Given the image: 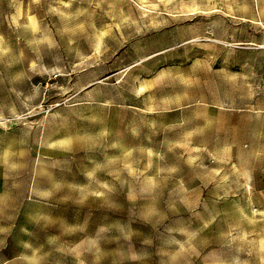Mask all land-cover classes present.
Here are the masks:
<instances>
[{
  "label": "rangeland",
  "instance_id": "1",
  "mask_svg": "<svg viewBox=\"0 0 264 264\" xmlns=\"http://www.w3.org/2000/svg\"><path fill=\"white\" fill-rule=\"evenodd\" d=\"M0 264H264V0H0Z\"/></svg>",
  "mask_w": 264,
  "mask_h": 264
}]
</instances>
